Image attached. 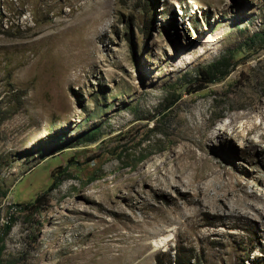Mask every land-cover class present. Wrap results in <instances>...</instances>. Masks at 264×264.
Listing matches in <instances>:
<instances>
[{
  "label": "rangeland",
  "instance_id": "obj_1",
  "mask_svg": "<svg viewBox=\"0 0 264 264\" xmlns=\"http://www.w3.org/2000/svg\"><path fill=\"white\" fill-rule=\"evenodd\" d=\"M254 197L264 0H0V264H264Z\"/></svg>",
  "mask_w": 264,
  "mask_h": 264
},
{
  "label": "trees",
  "instance_id": "obj_2",
  "mask_svg": "<svg viewBox=\"0 0 264 264\" xmlns=\"http://www.w3.org/2000/svg\"><path fill=\"white\" fill-rule=\"evenodd\" d=\"M225 60L226 59L224 57L221 60L215 61L206 67L207 73L213 75V77L206 79L204 85L196 88L194 90V92L207 88L209 84L215 83L216 81L219 80L220 77L222 79L230 73V70H228V64L225 63ZM220 68H221V71L219 70ZM179 97L180 96H178L176 99H178ZM40 198H41V196L37 197L35 202L31 203V206H35V204L37 202H39ZM10 229H11V224H7L6 229H5V234H8ZM3 240H4V237L2 238V242H4ZM1 251H2V249H0V252ZM191 260H192L191 257H185V256L183 257L180 255V253L175 252L174 264H193Z\"/></svg>",
  "mask_w": 264,
  "mask_h": 264
},
{
  "label": "bare ground",
  "instance_id": "obj_3",
  "mask_svg": "<svg viewBox=\"0 0 264 264\" xmlns=\"http://www.w3.org/2000/svg\"><path fill=\"white\" fill-rule=\"evenodd\" d=\"M234 130H235V129H234ZM226 133H227L226 129L223 130V128H221L220 131H219L218 133H216L215 135H217V136L219 137V136H224ZM247 134H248V132H247ZM247 134H246V135L244 134V138H247ZM215 135H214V136H215ZM253 145H254V147H255V146H257V143L254 142ZM246 197H247V196H246ZM249 200H250V199H249ZM253 200L255 201V203H254V204H250V206L253 208V210H254L255 212L261 214V213L264 211V209L261 208L260 205H259V203L261 202V199H259V198H255V197H254ZM250 201H251V200H250ZM261 206H262V205H261Z\"/></svg>",
  "mask_w": 264,
  "mask_h": 264
}]
</instances>
